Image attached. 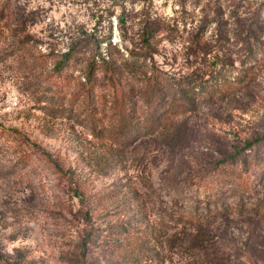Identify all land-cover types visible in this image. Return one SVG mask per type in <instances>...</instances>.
I'll use <instances>...</instances> for the list:
<instances>
[{"label":"rangeland","instance_id":"1","mask_svg":"<svg viewBox=\"0 0 264 264\" xmlns=\"http://www.w3.org/2000/svg\"><path fill=\"white\" fill-rule=\"evenodd\" d=\"M0 264H264V0H0Z\"/></svg>","mask_w":264,"mask_h":264},{"label":"trees","instance_id":"2","mask_svg":"<svg viewBox=\"0 0 264 264\" xmlns=\"http://www.w3.org/2000/svg\"><path fill=\"white\" fill-rule=\"evenodd\" d=\"M146 34H147V36H146ZM144 35H145V39L148 40L149 37L151 36V31L148 32V30H145ZM74 51H75V48H70L69 51H67L64 54V57L58 62L55 69L56 70H62L65 67L69 66L71 64V62L75 59V55H76L77 51H75V52ZM243 74L244 73H242V75ZM242 75L240 76L241 78L244 77ZM156 85L157 84H152V86L150 87L149 100L147 99L146 104H145L146 105L145 107L147 108V110H146L144 117L142 119L138 120L135 118H130V116H128V114H125L124 112L122 113L123 124H117L115 126V128H116L117 132L123 131L125 139L127 136H131V134H133L134 127H136V131L144 132L147 128H150L152 126H156V127H158V125L161 126V124L164 122V120H166L169 117L170 112L168 110H170V108L166 109L165 108L166 105H161L160 107H158V105H159L158 102L161 99L159 97V94H160L159 88H161V86H160L159 82H158V88L156 87ZM161 102H162V100H161ZM246 165H247V162L244 161V168L246 167ZM249 186H251L250 183H249ZM217 211H218L217 209L215 211H210L209 214L210 215L216 214V213H218ZM190 220L193 221L195 227L211 225V222L209 220V215L201 216V217L195 216L193 218H190ZM169 225H170V223L167 220L159 221L158 222V236L163 237L164 233L168 232ZM197 229H200V228H197ZM251 234H253V233H251ZM250 242H251V240H250ZM251 246L253 247V249L255 248V246H254V244H252V242H251Z\"/></svg>","mask_w":264,"mask_h":264}]
</instances>
